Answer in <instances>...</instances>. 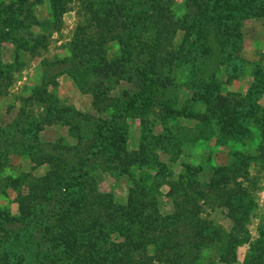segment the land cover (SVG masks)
Here are the masks:
<instances>
[{"label":"rangeland","instance_id":"374dc122","mask_svg":"<svg viewBox=\"0 0 264 264\" xmlns=\"http://www.w3.org/2000/svg\"><path fill=\"white\" fill-rule=\"evenodd\" d=\"M94 195L190 231L197 216L222 239L204 264L226 244L247 264L264 241V0H0V263L50 264L44 231L85 211L102 263L161 264Z\"/></svg>","mask_w":264,"mask_h":264},{"label":"trees","instance_id":"16d2710c","mask_svg":"<svg viewBox=\"0 0 264 264\" xmlns=\"http://www.w3.org/2000/svg\"><path fill=\"white\" fill-rule=\"evenodd\" d=\"M52 2L54 4L55 0H52ZM110 13H112V10H110ZM102 30V27H100L97 40H103L104 32ZM156 41L157 39L155 37L151 40V43L147 44V48H152L149 59L152 64H155V53L152 51L155 49L154 44ZM168 53L171 54L172 51H169ZM148 65L146 66L148 67ZM141 75L144 76V74ZM149 83L155 85L156 81L150 79ZM29 148L30 147H28V149ZM124 155L128 157V159L133 156L132 160L140 161L138 153H124ZM57 169L60 171L65 170L61 168V166H58ZM82 182L83 181H76L74 186L80 187ZM210 188L215 189L214 186H211ZM225 204L229 207L230 203ZM90 206L103 208L105 214L104 217L108 219L106 220L107 223L118 222V220L121 221L120 225L125 228L123 231L131 242V245L129 244L131 251L136 249L134 246L138 243L139 238L143 239L145 243L153 244V256L157 263L204 264L201 261V252L210 247L215 248L217 242H222V239L219 238V234L214 236L212 233L208 232L207 229L210 225L197 218V216H195L196 218L194 220L195 227L190 231L188 225L189 221L182 215L173 214L169 216H161L155 210L152 211V213H143L137 210L132 212L136 214H131L125 208H114V206L109 203H107L106 206L102 205L95 195L91 198ZM98 210L100 209L98 208ZM77 214L79 215L77 220L73 219V213L68 217H65L66 215L57 217L55 225L50 226L49 229H46L47 231H44V236L49 235L48 242L54 245V250L48 255L50 264H105L102 263L105 259L102 258L100 247L102 242L105 244L106 241H101L102 239L100 240L101 234L100 229L97 230L95 213L81 211L77 212ZM0 217L1 219H8L9 215L0 211ZM137 222L144 224L142 225V228L136 226L135 223ZM176 222L184 225L180 226L182 229L179 230L180 227H173ZM142 231H145L143 236L141 235ZM27 240H25L26 243H30ZM93 240H99L100 243L98 245L96 243L93 244ZM1 245L2 241L0 238V250L2 248ZM226 246V252L223 253L224 256L218 258L217 264H230L235 261V255L231 253V246L229 244H226ZM261 246L264 247V241L251 246L250 260L247 264H258L254 259L256 258L254 251L255 249L264 250ZM110 247L113 248V251H117L119 246L116 248V245H111ZM38 253L39 255L36 253V257L40 256L43 258V256H46L42 250H39ZM118 262L119 260L113 256V258H111L108 263L106 262V264H118ZM0 264L5 263L3 262ZM39 264H44V262L40 261Z\"/></svg>","mask_w":264,"mask_h":264}]
</instances>
